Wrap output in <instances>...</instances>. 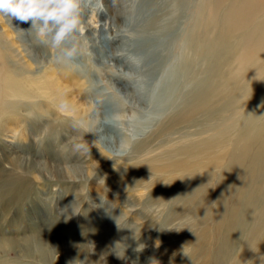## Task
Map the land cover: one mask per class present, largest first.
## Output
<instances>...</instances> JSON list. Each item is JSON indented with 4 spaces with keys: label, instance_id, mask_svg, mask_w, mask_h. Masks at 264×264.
Instances as JSON below:
<instances>
[{
    "label": "rangeland",
    "instance_id": "rangeland-1",
    "mask_svg": "<svg viewBox=\"0 0 264 264\" xmlns=\"http://www.w3.org/2000/svg\"><path fill=\"white\" fill-rule=\"evenodd\" d=\"M168 1L82 0L78 51L71 60L58 61L60 50L42 43L35 30L27 32L30 25L11 28L12 40L21 37L26 49L41 56L42 63L22 90L30 97L31 91L38 92L45 103L37 112L33 107L31 114H37V134L26 120L10 112L0 115V264H208L201 233L211 223L210 213L221 208L212 195L222 186L213 181L226 180L234 167L230 177L241 182L235 189L241 190L239 196L250 209L255 207L250 203L253 196L264 197V173L249 170L251 146L246 145L264 133V115L248 119L255 105L264 106V0H253L262 13L233 34L223 15L243 0L207 1V8L216 9L219 16L207 15V167L197 171L207 175V185L206 179H198L206 192L185 200L161 188L162 182L170 183L157 175L164 170H144L133 161H122L133 157V142L160 121L152 116L163 101L159 94L178 97L179 88L187 85L177 68L189 56L181 35L182 29H189L182 20L186 14L165 20L172 10ZM151 9L164 11L156 15V24L166 22L180 30L171 51L161 46L156 55L161 62L158 78L147 75L154 63H134ZM4 21L0 23H9ZM252 32L257 40L247 48ZM195 62L200 69L201 61ZM46 77L65 85L59 97L77 100L75 106L58 111L60 101L43 88ZM140 79L159 88L146 93L155 100L153 107L131 97ZM80 119L86 129L73 127ZM105 119L113 124L112 133L100 128ZM229 122L235 128L226 134L232 129ZM105 133L113 140H106ZM77 143L87 150L77 151ZM106 154L115 159L112 164L103 165ZM254 163L264 166V156ZM257 207L264 209V200ZM200 209L207 213L194 212ZM225 264L242 261L238 257Z\"/></svg>",
    "mask_w": 264,
    "mask_h": 264
},
{
    "label": "bare ground",
    "instance_id": "bare-ground-1",
    "mask_svg": "<svg viewBox=\"0 0 264 264\" xmlns=\"http://www.w3.org/2000/svg\"><path fill=\"white\" fill-rule=\"evenodd\" d=\"M207 1L197 0L195 5H191L193 0L168 1V3L172 2V10L165 20L170 18L172 20L176 15L179 18L180 12L186 14L183 15L182 20L183 23L187 22L185 23L189 29L186 32L182 29L181 35L183 33V37H185L184 52H188L189 56L187 60L183 61L185 64H180L177 68L185 79L184 85H187L182 89L179 88V91H181L178 97L171 94H159L163 101L161 105H157L155 109L153 108L155 112L152 116H155V120L160 121H156L157 124L154 122L156 126L143 139L133 142L131 147L132 158H122V161H133L135 167L144 170H164L161 175H157L159 179L169 180L170 183L162 182L163 186L161 188L164 192L168 191L174 195H182L185 200L206 192L205 186L198 183L199 178L206 179L205 184L207 185V175H201L197 172L203 167H207V15L211 13L213 16H219L216 9L210 8L209 10L207 8ZM194 7H196V10L187 12L190 11L189 8ZM261 11L262 8H259V6L253 7V0H243L236 7L232 6L223 15V20L230 24L228 33L239 32L246 24L256 20L259 14L262 13ZM161 13H164L162 9H151V17L143 28L145 38L137 46L138 56L136 62H134L135 65L142 66H144V63L146 65L154 63L148 66L147 70L149 72L147 75L153 74L152 78L159 77L161 62L158 61L156 55L160 52L161 46L166 48V52L171 51L176 37L180 33V30L174 25L169 26L166 22H163L160 26L159 23H155V20L159 19L156 18V15L158 16ZM152 16H155V18ZM1 18L3 22L6 20L9 23H0V115L10 112L17 119L26 120V125L31 128L34 134H37L40 132L37 126L38 118H35L37 114H31L33 107L35 108L34 111L37 112L45 102L36 91H31L30 94L37 99L30 97L28 91L22 90V86L27 83L28 78L31 81L29 75L34 68L39 67L42 63V60H39L41 56L26 49L22 45L21 37L16 42L12 40L11 28L21 27L22 23L16 20L11 22L8 19H3V17H0V22ZM25 24L26 27L30 25V23ZM250 34L253 35L252 38L244 44L247 48L252 46V41L257 40L254 37L256 32ZM260 47H264V43H260ZM41 52L45 53L43 49H41ZM197 59L202 64L200 69L195 68ZM140 80L142 84L134 89L131 97L135 101H143L147 107H153L152 103L155 100L147 94L150 91H158L159 88L153 82L148 83V81ZM43 88L49 89L48 93L50 95L53 93V99L67 100L69 105L75 106L77 100L69 99L67 96L64 98L59 97V95L65 93L66 86L59 83L55 78L46 77ZM128 97L126 96V98ZM103 99H105L103 100L105 102L113 103L107 96H103ZM254 109L248 117L249 120L258 115H264L263 105H255ZM21 110H28L27 112L30 111V113L23 115L20 113ZM253 115L256 116L253 117ZM31 116H33L32 121L30 120ZM62 117L65 116L62 115ZM227 125L232 126V129L226 134L232 133L235 124L229 122ZM99 126L103 131L108 129L112 133L114 130L113 124L108 119L101 122ZM65 127L67 131H71L70 125H65ZM105 134L106 140H113L107 133ZM116 135H118L117 132ZM246 145L251 146V159L248 160L249 170L258 169L264 173V166L261 165L259 168V163H254V160H260L264 156V133L257 139L247 142ZM106 155L108 160H104L106 162L103 165L112 164L115 159L110 158L109 154ZM234 171L235 168L231 167L226 180L213 181L215 186H222L212 195L221 208L210 213L211 223L209 226L204 227L201 233V241L205 243L207 262H209L208 264H225L228 260L234 261L239 257L242 264H264V209L257 207V203L262 202L264 197L253 196L250 203L252 206L255 204V207L250 209L246 198L239 196L241 190L235 189L241 186V182L234 177H230ZM231 200L234 202L232 205L229 204ZM194 212L199 215L207 213L204 209ZM243 229H247L249 232L240 234ZM154 234L155 231L151 230L152 237H154ZM138 238L139 236L135 239Z\"/></svg>",
    "mask_w": 264,
    "mask_h": 264
},
{
    "label": "clouds",
    "instance_id": "clouds-1",
    "mask_svg": "<svg viewBox=\"0 0 264 264\" xmlns=\"http://www.w3.org/2000/svg\"><path fill=\"white\" fill-rule=\"evenodd\" d=\"M81 3L82 0H0V17L11 22L30 23L27 32L35 30L42 43L60 50L58 61L71 60L78 51ZM57 107L62 113L71 108L67 100H61ZM73 127L86 129L87 124L83 119L74 120ZM74 147L76 150H87L82 143ZM116 255L123 258L118 253Z\"/></svg>",
    "mask_w": 264,
    "mask_h": 264
}]
</instances>
